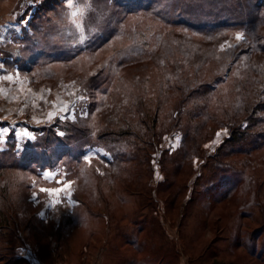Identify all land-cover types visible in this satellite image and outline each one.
Segmentation results:
<instances>
[{
	"label": "rangeland",
	"instance_id": "rangeland-1",
	"mask_svg": "<svg viewBox=\"0 0 264 264\" xmlns=\"http://www.w3.org/2000/svg\"><path fill=\"white\" fill-rule=\"evenodd\" d=\"M12 1L0 0V149L37 144L46 164L0 170L21 236L0 256L264 264L259 0L223 30L203 0Z\"/></svg>",
	"mask_w": 264,
	"mask_h": 264
},
{
	"label": "trees",
	"instance_id": "trees-1",
	"mask_svg": "<svg viewBox=\"0 0 264 264\" xmlns=\"http://www.w3.org/2000/svg\"><path fill=\"white\" fill-rule=\"evenodd\" d=\"M213 1V2H212ZM210 2L203 0V4L200 5H196L198 7V9H207V8H211V10L216 11L218 10L217 13V21L215 22V24L213 25V23H208L209 25L203 24L200 21L198 22L199 24H201L202 26L205 25L204 27H201V25H196L197 28H199L200 30L198 32H201L202 34H208L210 31V29L212 28L211 26L213 25V28L215 29H225L229 26L235 25V22H240L242 21V18L237 15L238 13H236L237 8L241 7H245L244 4H246L244 1L242 2L241 0H237L236 3H230L227 0H212ZM217 1V3H216ZM212 2V3H211ZM248 3H250L249 1H247ZM262 0H259L257 2V5L259 6H264L261 5ZM216 3V4H215ZM117 4H120V2H117ZM151 4V3H149ZM148 5H145V9L150 8ZM163 4L160 3V6H162ZM155 6V4L153 5ZM156 8V7H155ZM214 8V9H212ZM213 11L209 12V13H202L201 16L203 15H207L205 16L206 18H212L213 17ZM161 12V11H160ZM245 12H243L244 14ZM204 17V16H203ZM193 20H197V17L194 18ZM241 24H245L243 21L241 22ZM193 29H195V27H193ZM12 143H9V148L8 150H4V149H0V170L1 169H5V168H17L23 171H28L31 169V167L33 165H38L39 167H44L46 162L43 163L42 165H39L37 163V160H34V158L37 157V154H35L34 152H37L36 148H39L40 145H32L31 147H27L25 149L24 155L19 151H17V140L14 138L12 139ZM46 141H49V139H46ZM11 142V141H10ZM45 142L44 140L41 141V143ZM29 152H31L29 154ZM49 154L48 156L50 157L51 152L47 153ZM46 154V155H47ZM34 155H36L35 157H33ZM45 155V156H46ZM30 156V157H29ZM19 158V159H18ZM21 158V159H20ZM27 159V160H26ZM21 162V164H19L18 162ZM27 161V162H26ZM43 169V168H42ZM5 189V187H4ZM2 188H0V201L5 202L4 203V207H0V246H3L4 248L10 247L11 245H13V241L14 239L19 240L20 241V237L21 236H14L12 233L14 224L12 223V216H15L14 213V209H16V205H15V201L10 199L9 197V192L4 190ZM12 242V243H11ZM1 248V247H0ZM23 260L19 259V258H10V259H4L3 257L0 256V264H22Z\"/></svg>",
	"mask_w": 264,
	"mask_h": 264
},
{
	"label": "crops",
	"instance_id": "crops-1",
	"mask_svg": "<svg viewBox=\"0 0 264 264\" xmlns=\"http://www.w3.org/2000/svg\"><path fill=\"white\" fill-rule=\"evenodd\" d=\"M3 4L11 7L14 5V1L4 0ZM16 133L18 132L16 131ZM21 253H22L23 258H25V264H52L42 258H39L40 256L37 255L38 253L36 252V250L29 248L27 250H22Z\"/></svg>",
	"mask_w": 264,
	"mask_h": 264
},
{
	"label": "snow or ice",
	"instance_id": "snow-or-ice-1",
	"mask_svg": "<svg viewBox=\"0 0 264 264\" xmlns=\"http://www.w3.org/2000/svg\"><path fill=\"white\" fill-rule=\"evenodd\" d=\"M72 3H73V0H66V7L71 9L72 8ZM88 7H90V4L88 5ZM83 13H84V9L80 8L78 4H77V7H76L75 10H71L69 12V16L72 18L71 22L75 25L77 31H83L82 24L76 20V17L79 14L80 19L82 21ZM237 39H240L239 35L237 36ZM6 78L10 79V77H6ZM42 191H47V190L42 189Z\"/></svg>",
	"mask_w": 264,
	"mask_h": 264
}]
</instances>
